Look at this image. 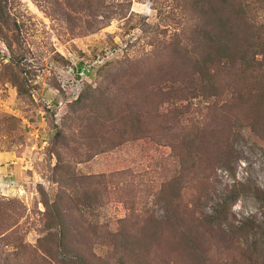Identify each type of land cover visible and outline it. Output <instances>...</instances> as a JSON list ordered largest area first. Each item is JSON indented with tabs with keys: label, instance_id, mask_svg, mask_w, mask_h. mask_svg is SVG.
<instances>
[{
	"label": "rangeland",
	"instance_id": "1",
	"mask_svg": "<svg viewBox=\"0 0 264 264\" xmlns=\"http://www.w3.org/2000/svg\"><path fill=\"white\" fill-rule=\"evenodd\" d=\"M0 264H264V0H0Z\"/></svg>",
	"mask_w": 264,
	"mask_h": 264
},
{
	"label": "built area",
	"instance_id": "2",
	"mask_svg": "<svg viewBox=\"0 0 264 264\" xmlns=\"http://www.w3.org/2000/svg\"><path fill=\"white\" fill-rule=\"evenodd\" d=\"M84 69L81 71V73H84V70L86 69V66L83 67Z\"/></svg>",
	"mask_w": 264,
	"mask_h": 264
}]
</instances>
